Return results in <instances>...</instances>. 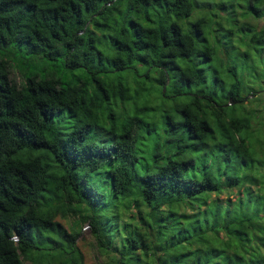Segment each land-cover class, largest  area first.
Returning a JSON list of instances; mask_svg holds the SVG:
<instances>
[{"label": "trees", "instance_id": "16d2710c", "mask_svg": "<svg viewBox=\"0 0 264 264\" xmlns=\"http://www.w3.org/2000/svg\"><path fill=\"white\" fill-rule=\"evenodd\" d=\"M82 225L264 264V0H0V264H81Z\"/></svg>", "mask_w": 264, "mask_h": 264}, {"label": "rangeland", "instance_id": "374dc122", "mask_svg": "<svg viewBox=\"0 0 264 264\" xmlns=\"http://www.w3.org/2000/svg\"><path fill=\"white\" fill-rule=\"evenodd\" d=\"M190 17L194 18V15H191ZM215 65H217V64H215ZM223 65L224 66L222 67V69H226V65L225 64H223ZM241 65L243 67H245L246 64L242 63ZM125 73L126 72H120L119 74L118 73L114 74V76H116V75L124 76ZM13 77H14L15 81H17V82L20 81V78L18 75H14ZM260 100H262V99H260ZM251 105H252L251 103L244 104V102H243V107L246 109H247V107L250 108ZM235 107H236V109H239L240 104H236ZM224 198H225V195H220V199L224 200ZM56 221L61 223L63 225V227L68 228V224H69L68 219L63 220L60 218H56ZM75 244H76L77 250L79 251V253L82 256V263L81 264H105L106 261H109V259L113 258V255L111 253L109 254V256L107 258V255L105 253L106 250L104 248H101L102 249L101 251L96 250L94 248L93 239L90 236L89 228L86 225H82L80 232H79V236L75 241ZM113 246H115V245H113ZM40 253H41L42 257H49L50 255L54 254V253L49 254L50 252H46V251H41ZM60 255L61 254H59L57 252L56 256L52 255L51 257H56V258L62 257ZM47 259L48 258H46V260ZM46 260H45V262H46ZM111 260H113V259H111ZM67 262H68V260H67ZM112 262L114 263L115 260Z\"/></svg>", "mask_w": 264, "mask_h": 264}, {"label": "water", "instance_id": "95a60500", "mask_svg": "<svg viewBox=\"0 0 264 264\" xmlns=\"http://www.w3.org/2000/svg\"><path fill=\"white\" fill-rule=\"evenodd\" d=\"M163 91V90H162ZM229 104H231V100H229Z\"/></svg>", "mask_w": 264, "mask_h": 264}]
</instances>
